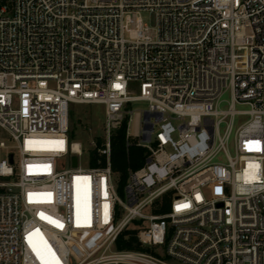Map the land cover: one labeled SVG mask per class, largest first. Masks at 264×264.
I'll use <instances>...</instances> for the list:
<instances>
[{
	"label": "built area",
	"instance_id": "built-area-1",
	"mask_svg": "<svg viewBox=\"0 0 264 264\" xmlns=\"http://www.w3.org/2000/svg\"><path fill=\"white\" fill-rule=\"evenodd\" d=\"M71 104L105 107L89 167ZM0 128V264H264V0H0Z\"/></svg>",
	"mask_w": 264,
	"mask_h": 264
},
{
	"label": "rangeland",
	"instance_id": "rangeland-1",
	"mask_svg": "<svg viewBox=\"0 0 264 264\" xmlns=\"http://www.w3.org/2000/svg\"><path fill=\"white\" fill-rule=\"evenodd\" d=\"M151 25H156V16L151 17ZM135 95L139 94L138 87L133 88ZM225 99H229V95H225ZM135 111L143 110L147 107V103L136 102L132 104ZM227 107V103L223 105V108ZM70 119H71V131H70V140L72 142H80L85 147V153L80 158V165L82 167H89V153L90 144L93 141H99L100 138L104 137L105 129V107L101 104H71L70 110ZM246 118L239 117L235 121V126L238 127ZM177 125V123H175ZM225 126V125H224ZM222 126V128H224ZM158 126L155 127L157 130ZM4 142L8 147H10V153H13L15 156L16 162L19 160V153L14 148L16 142L13 140L11 135L4 129L0 128V142ZM6 154V151H3V156ZM63 164L66 168L72 167L69 162V158L62 159ZM2 181V179H0ZM123 196V195H121ZM148 212V211H146ZM102 236L93 237L90 241L91 244L96 245L101 241Z\"/></svg>",
	"mask_w": 264,
	"mask_h": 264
},
{
	"label": "trees",
	"instance_id": "trees-1",
	"mask_svg": "<svg viewBox=\"0 0 264 264\" xmlns=\"http://www.w3.org/2000/svg\"><path fill=\"white\" fill-rule=\"evenodd\" d=\"M127 123L125 122L118 130H116L112 140V166L113 170L120 174V187H122L127 181L130 170H137L145 163L146 151L145 149L136 145L127 146L126 141ZM100 144V141H99ZM91 165H97V153L94 151L91 154ZM2 189L0 188V193ZM134 237L130 238V241H125L124 236L121 237L118 243L119 249H139L134 246Z\"/></svg>",
	"mask_w": 264,
	"mask_h": 264
},
{
	"label": "water",
	"instance_id": "water-1",
	"mask_svg": "<svg viewBox=\"0 0 264 264\" xmlns=\"http://www.w3.org/2000/svg\"><path fill=\"white\" fill-rule=\"evenodd\" d=\"M11 162H13V155H11ZM74 165H77V159L74 160Z\"/></svg>",
	"mask_w": 264,
	"mask_h": 264
},
{
	"label": "snow or ice",
	"instance_id": "snow-or-ice-1",
	"mask_svg": "<svg viewBox=\"0 0 264 264\" xmlns=\"http://www.w3.org/2000/svg\"><path fill=\"white\" fill-rule=\"evenodd\" d=\"M117 87H119V85H117Z\"/></svg>",
	"mask_w": 264,
	"mask_h": 264
}]
</instances>
